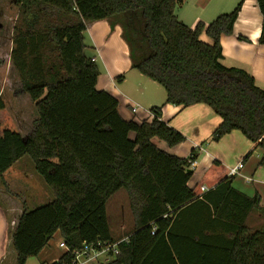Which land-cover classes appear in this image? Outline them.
I'll return each instance as SVG.
<instances>
[{"label": "trees", "instance_id": "1", "mask_svg": "<svg viewBox=\"0 0 264 264\" xmlns=\"http://www.w3.org/2000/svg\"><path fill=\"white\" fill-rule=\"evenodd\" d=\"M183 1L16 0L20 23L11 60L39 117L23 137L0 98V176L29 156L55 195V201L24 211L16 224L17 264L38 257L56 234L67 251L54 264H73L86 245L117 242L107 206L120 191L128 196L134 227L120 254L105 264H264V232L247 227L252 211L264 213L260 198L235 190L234 177L218 161L191 189L195 151L180 159L154 143L174 148L186 141L162 120L165 106L204 104L223 120L213 141L240 131L262 151L264 163V90L246 71L221 64V38L233 33L241 4L192 29L175 14ZM258 4L264 15V0ZM121 17L132 69L166 93L163 106L151 109L152 121L126 120L120 100L97 88L100 71L84 33L88 23ZM203 34L211 43L202 41ZM204 185L214 188L202 198ZM196 209L213 223L231 221L236 237L193 242L192 249L202 251L190 259L174 240V228Z\"/></svg>", "mask_w": 264, "mask_h": 264}, {"label": "crops", "instance_id": "2", "mask_svg": "<svg viewBox=\"0 0 264 264\" xmlns=\"http://www.w3.org/2000/svg\"><path fill=\"white\" fill-rule=\"evenodd\" d=\"M240 4L241 9L233 33L221 38L223 52L221 64L227 68H238L246 71L254 78L256 85L264 90V43L260 42L264 15L258 0H184L183 4L176 8L175 14L180 22L195 29L199 23L208 26L219 16L233 13ZM110 21L108 19L88 23L84 33L88 55L91 59H95L100 71L97 88L113 94L120 100V112L123 118L129 120L127 118L133 117V115L138 118L140 113L132 112L134 106H140L141 109L143 107L139 104L143 103L150 108L159 106L162 102L161 97L160 95L157 97L146 95L152 91H147V89H136V94L130 92L129 79L131 80V77L135 75L132 73L135 70L132 69L130 47L123 38V26L118 22L114 25L110 24ZM201 39L205 43H211L206 34H203ZM121 76L123 79L118 81L117 79ZM149 81L153 83L152 85L160 86L150 79ZM130 82L134 89L135 85L142 88L144 83L143 81L139 84H136V81ZM150 86L151 84H148L147 87ZM147 96L150 97L147 98ZM146 113L148 116L141 115V119L152 121V114L149 111ZM162 120L185 136L186 141L177 147L169 148L164 142L155 139L154 143L159 149L180 159H188L194 151L196 153L198 163L197 167L192 170L193 176L189 182L191 189L197 186L214 161L220 162L228 169L243 162L244 169L240 175L234 177L233 188L251 199L258 196L261 207L264 209V168L257 170L258 167L264 165V163L261 164L263 153L256 147V144L249 141L240 131H233L218 142L213 141V134L223 120L204 104L194 105L186 109L167 105L163 108ZM205 145L208 147L205 148ZM257 150L260 151V162L256 164L258 167L255 169V167L249 166L247 169L248 159ZM24 158L0 176V195L2 197H0V264H17L18 256L13 247V234L24 211H33L47 205L44 203L47 198L44 200L42 198L48 194L45 192L46 190L41 192L40 180H37L34 174L26 172L25 169L21 171L20 167ZM246 163H248L247 166ZM10 178L13 179L11 188L8 187ZM6 187L13 194L16 193V196L9 195L8 191L5 190ZM20 187L24 197L17 195L19 193L15 189ZM207 188L209 189L207 192L202 193L201 191L200 196L202 198L212 192L214 186ZM26 203L30 204L31 207L33 206V209L24 205ZM116 224H120V222L118 221ZM247 227L251 232H264V213L258 210L252 211L247 219ZM120 228L121 232L119 230L118 234H123V237L118 241L124 240L130 233H124L125 230L122 225ZM174 235L176 236L174 240L179 241L182 245L183 254L187 258L193 259L202 251L192 249L193 242L204 243L209 239L220 240L221 242L233 240L236 237V231L235 225L231 221L213 223L212 220L204 217L196 209L177 219ZM59 236L61 237L60 234H56L41 254L38 257L30 258L27 264H54L58 262L67 251L65 248H60L62 241L57 246L56 238ZM101 259H104L105 263L110 261H108V256L91 260L85 257L80 258L83 264H101Z\"/></svg>", "mask_w": 264, "mask_h": 264}, {"label": "rangeland", "instance_id": "3", "mask_svg": "<svg viewBox=\"0 0 264 264\" xmlns=\"http://www.w3.org/2000/svg\"><path fill=\"white\" fill-rule=\"evenodd\" d=\"M122 20H123L122 17L113 19L110 21V24L114 25L116 22L118 21L121 22ZM19 23H20L19 7L16 5V0H0V98L4 101L8 113L12 118L13 123L19 130L20 134L26 137L33 130V124L38 119L39 114L35 104L31 101L30 97L23 92L20 75L16 70V68L14 67L11 60V54L14 48V43H13L14 27L17 24L19 25ZM121 25L124 27V24ZM123 38L125 39V36ZM132 73L135 75L134 76L132 75L133 77H131V80L129 79L128 87L130 92L136 94L135 92L136 89H140V90L147 89V91L152 90L146 95L149 94L150 96L153 95L155 97L160 95L162 102H160L159 106H155V107L163 106L164 102L166 101V93L163 87L152 85L153 83H151L149 79L143 77L137 71H132ZM130 81L132 82L136 81V84L137 83L139 84L140 82L143 81L144 82L143 87L141 88L140 86L138 87V85L137 86L135 85V89H134L133 84ZM148 84H151V86L147 87ZM152 86H156V87H152ZM152 92L154 93L152 94ZM150 96H147V98ZM139 105H141L144 110L142 109L138 112L140 113V115H138V118L134 117L133 115V117L130 116V118L127 119L135 120L138 123H141L143 121L141 119V115L148 116L146 111L150 112L151 109L154 108V107L150 108L146 106V104L144 103ZM134 137H135L134 134H132L131 138L134 139ZM206 147H208V145H205V148ZM247 162L249 163L248 166H247L248 163H246L247 169L249 166H252V168L255 167L256 169V167H258L256 166V164L260 162V151L257 150L256 152H254ZM20 168L22 169L21 171L25 169L26 172L34 174L37 180H40L42 186L41 192L43 190H46L45 192H47L48 194V195L45 194L44 198H42L43 200L47 198L46 202H44L45 204H49L55 201L54 192L46 185L43 178L37 173L35 169V165L29 156H26L24 158V161L22 162ZM262 168H264V165L258 167L257 170L259 171ZM9 183L10 184L7 183L8 187L11 188L13 179L10 178ZM8 187H6L5 189L6 191H8V194L16 196V193L13 194V192H11ZM15 190H17V192L19 193L17 195L20 196L24 195L23 191L21 190V187ZM24 205H28L30 209H33L32 208L33 206L31 207L30 204L28 203ZM107 214L109 216L112 231L114 230L113 235L115 240H119L121 237H123V234H118L119 230L121 232V228H120L121 225L125 230L123 231L124 233H129L133 230L134 217L131 214L129 208L128 196L125 191H120L119 193H117L116 196L109 202L107 206ZM118 221L120 222V224H116V222ZM60 241L64 242V239H61V237L59 236L56 238L57 246H59ZM65 249H67V247ZM100 262L101 264H105L104 259H101Z\"/></svg>", "mask_w": 264, "mask_h": 264}, {"label": "built area", "instance_id": "4", "mask_svg": "<svg viewBox=\"0 0 264 264\" xmlns=\"http://www.w3.org/2000/svg\"><path fill=\"white\" fill-rule=\"evenodd\" d=\"M92 61L95 62V59H92ZM140 110H142L140 108V106L136 105L133 107L132 112L138 113ZM152 117H153V115H152ZM197 163L198 162L196 160L191 162L190 163V170H194L197 167ZM243 169H244L243 162L237 164L236 166H232L229 168L228 176L229 177L238 176V175H240V173ZM208 190L209 189L205 186H203L201 188L202 193L207 192ZM152 234L154 235L155 232L153 231ZM128 240H129V238L127 237L124 240H120V241H117L115 243H108V242L101 243V242H99L96 245H91V246L86 245L81 252H78L76 254V259L73 262V264H83L80 260V258H82V257H85L86 259L91 260V259H97L101 256H108V258H109L108 261L109 260L112 261L120 254V249H119L120 244L122 242H128ZM60 248H66L64 243L60 244Z\"/></svg>", "mask_w": 264, "mask_h": 264}]
</instances>
